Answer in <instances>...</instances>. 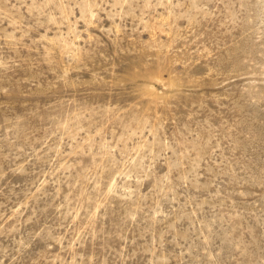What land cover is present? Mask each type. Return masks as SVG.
<instances>
[{
	"label": "rangeland",
	"instance_id": "obj_1",
	"mask_svg": "<svg viewBox=\"0 0 264 264\" xmlns=\"http://www.w3.org/2000/svg\"><path fill=\"white\" fill-rule=\"evenodd\" d=\"M0 264H264V0H0Z\"/></svg>",
	"mask_w": 264,
	"mask_h": 264
}]
</instances>
